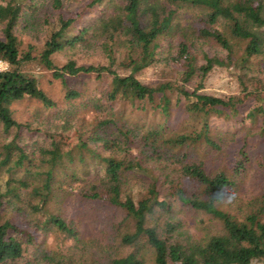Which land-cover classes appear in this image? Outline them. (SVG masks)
<instances>
[{
  "label": "trees",
  "instance_id": "obj_1",
  "mask_svg": "<svg viewBox=\"0 0 264 264\" xmlns=\"http://www.w3.org/2000/svg\"><path fill=\"white\" fill-rule=\"evenodd\" d=\"M105 3L106 15L72 33L85 10ZM52 4L57 18L48 21L47 37L37 53L32 45L23 49L16 34L28 0L0 4V61L9 64L0 70L4 136L0 141V264L23 259L37 245L39 233H60L82 241L76 223L68 222L55 207V199L65 190L60 176L69 170L66 162L75 163V152L80 161L91 153L92 162L102 169L87 179L68 171L65 177L72 183L82 180L77 193L83 199L104 200L125 212L130 225L121 232L120 242L129 250H102L85 257L77 245L40 246L32 253L33 264H264V184L252 198L230 201L228 209L223 206L249 168L256 164L264 172V157H252L248 135L241 143L239 130L215 132L210 119L213 114L237 116L242 128L247 121L263 119L253 135L264 137V0H89L69 14L63 12L64 0ZM188 7L201 9L198 37L213 39L224 55L203 52L199 61L193 53L194 38L185 35L169 47L177 78L155 86L145 83L139 74L158 62L162 40L176 26L180 10ZM95 45L103 51L105 62L83 64L71 56L58 65L54 59L57 53ZM32 62L61 80L68 100L83 95L69 86L68 76L110 79L106 102L93 96L87 105L98 119L89 140L99 146L80 139L64 151L57 144L59 133H46L50 145L33 151L22 143L26 131L44 130L18 121L14 104L35 99L45 109L57 105L37 78L23 70ZM223 66L234 67L243 90H251L256 98L246 114L243 94L203 91L209 74ZM194 80L197 83L188 86ZM120 99L136 110L153 109L167 119L176 104H183L188 113L201 118L200 125L177 129L168 120L153 125L129 123L113 109ZM135 176L145 181L139 196L132 193ZM179 206L205 211L218 220V227L196 237L178 216Z\"/></svg>",
  "mask_w": 264,
  "mask_h": 264
},
{
  "label": "rangeland",
  "instance_id": "obj_2",
  "mask_svg": "<svg viewBox=\"0 0 264 264\" xmlns=\"http://www.w3.org/2000/svg\"><path fill=\"white\" fill-rule=\"evenodd\" d=\"M7 0H0V4ZM89 0H64L63 12L66 14L79 11ZM29 6L25 8L20 23L16 27V34L22 42V48L28 49L30 45L35 47V53L39 52L44 44L49 30L48 21L54 22L57 18V11L53 8L52 0H28ZM108 12V5L105 3L95 6L92 9L85 10L76 22L72 33H77L82 27L93 26L101 17ZM201 9L188 7L180 10L179 17L176 19V26L169 36L162 40V47L159 49L158 62L149 68L144 69L139 78L147 84L159 85L177 78V72L170 56V44L175 43L185 35L194 38L193 53L202 60L203 52L209 55H224L220 45L213 39L198 37V27L200 26ZM2 36V26L0 24V37ZM73 56L78 62L83 64L105 62L106 57L103 51L97 46L80 48L75 50H66L57 53L54 57L58 65H62L69 57ZM7 69L9 64L0 63ZM23 70L34 75L40 87L56 102V106L45 109L40 102L35 99H24L14 104V116L18 121L29 123L32 127H37L44 132L26 131L23 136V144L33 151L34 147L49 146L51 138L46 133H59L57 144L65 151L67 147L74 142L76 145L81 142L80 139L89 141L91 146L97 147L98 143L90 141V135L97 125V112L90 110L87 105L91 104V97L96 96L101 101L106 102V89L109 87L110 79L97 78L95 75H80L78 77H69L68 84L74 89L82 92V96L68 100L66 98V87L53 77L52 71L48 70L38 62H32ZM119 71L125 74V70L120 68ZM198 80H194L191 85L194 86ZM191 88V87H190ZM203 91L216 95L243 94L247 106L242 107L243 114H246L250 106L256 104V98L247 90L244 91L239 81L237 70L234 67L230 69L216 67L205 80ZM253 91V90H252ZM247 93V94H246ZM95 94V95H92ZM248 95V96H247ZM175 103V100H174ZM107 104H105V108ZM113 109L123 114V120L129 123L153 125L168 120V124L177 129L199 126L201 118L188 113L183 104L175 105L172 114L168 119L162 113L153 109L145 111L136 110L130 105L128 100H118L115 102ZM213 130L215 132H227L239 130V139L242 143L244 137L249 140V149L252 157H264V137L253 135L263 119L256 122L247 121L246 127L242 128L239 117H220L218 115L210 116ZM252 134V135H251ZM14 136L12 133L7 139ZM4 139L0 129V141ZM102 151V148H99ZM76 161L73 164L66 162L65 172L60 176L61 184L65 190L61 191L55 199V207L62 213L68 222L73 221L79 229L82 241L79 243L74 238H64L60 233H39L37 236V245L31 246L25 257L18 260L16 264H33L32 253L37 247L44 248H70L77 245L81 255L87 256L90 253H99L102 250H111L127 252L129 247L121 245L120 234L125 231L129 225L125 212L116 206L109 205L104 200H87L80 197L77 193V187L83 184L82 180L74 181L66 178L65 173L77 174L81 179H87V175L96 176L97 172L102 169L96 162H92L91 153L86 152L85 161H80L75 152ZM228 160V156L226 161ZM7 179V175L3 178ZM3 182V180L1 181ZM132 183V193L141 195L144 191V179L135 176ZM264 172L256 164L249 168L246 174L239 179L238 186L232 187L231 192L226 199L227 203L223 206L228 209V203L235 200L236 202L245 201L257 195L263 190ZM178 216L188 223L190 231L196 237H202L218 227V220L205 211L196 210L188 207H178ZM40 264V263H38ZM256 264V263H254Z\"/></svg>",
  "mask_w": 264,
  "mask_h": 264
},
{
  "label": "built area",
  "instance_id": "obj_3",
  "mask_svg": "<svg viewBox=\"0 0 264 264\" xmlns=\"http://www.w3.org/2000/svg\"><path fill=\"white\" fill-rule=\"evenodd\" d=\"M3 62H6V61H0V63H3ZM7 63V62H6ZM5 68L4 67H2L1 65H0V70H4Z\"/></svg>",
  "mask_w": 264,
  "mask_h": 264
}]
</instances>
